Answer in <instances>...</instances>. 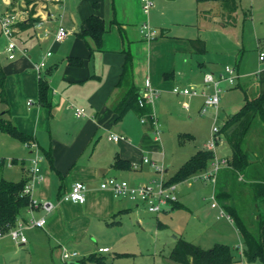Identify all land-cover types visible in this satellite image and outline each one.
<instances>
[{
    "label": "crops",
    "instance_id": "obj_1",
    "mask_svg": "<svg viewBox=\"0 0 264 264\" xmlns=\"http://www.w3.org/2000/svg\"><path fill=\"white\" fill-rule=\"evenodd\" d=\"M154 2L155 5L146 15L141 0H38L33 17L40 20L28 28L21 27L19 23L29 22L32 4L28 5L26 0L11 3L10 11L17 14L15 36L22 40L20 49L23 51H18L16 57L11 59L6 46V61L0 60V66L6 74L8 96V102L3 103L2 114L5 120H12L21 131L32 135V141L43 152L46 160L42 158L40 171L44 178L36 185L34 196L52 200L57 206L47 214L44 227L25 230L27 242L10 241L8 235L0 239V253L3 255L0 264H33L34 260L36 264H57L55 256L57 258V255H61L62 258V248L81 245V239L89 231L102 234L99 229H120L126 220L132 218L143 227L144 203L127 197H116L111 190L102 188L101 183L111 176L126 179L132 184L155 179L160 174L149 163L143 162L144 157L163 164L166 162L165 177L168 179L188 156V159L191 157V153L195 154L202 149L198 146L194 149L175 148L169 159L161 152V145L168 144L177 133L178 136L188 134L191 139L199 135L198 113L203 106L204 95L177 94L173 91L175 86L197 87L210 93L213 89L205 85V73L211 72L218 76L223 73L226 63L232 62L238 77L233 84L221 82L223 90L215 115L221 105L223 111L238 105L242 107L247 97L264 95V63L259 60V52L264 51L263 16L253 17L250 39L243 30L240 39L229 41L225 31L221 37L212 38L204 22L220 21L221 26L226 28L236 25L237 16L234 24H227L221 7L214 11L205 6L210 1ZM92 14L105 20L106 32L101 48L97 47L91 36L83 38L78 34L83 21ZM145 21L156 31L154 39L143 38L141 25ZM60 26H64L69 33L62 41H57L55 35ZM195 39L204 40L205 51L195 49ZM48 51L51 55L47 56L46 65L39 74L35 63ZM127 52L132 56L133 82L137 92L141 95L147 78L160 90L159 96L150 105L162 129L160 140L154 138L149 123L141 122V115L136 110H129L120 117L116 109L125 93V88L118 83ZM69 57L81 58L83 64L71 65L68 63ZM41 75L48 81L49 107L39 102ZM234 96L236 101L232 103ZM75 106L85 107L87 115L76 117ZM214 120H217V116ZM253 130L264 133V124L260 119ZM111 133L123 138L112 140L109 138ZM105 135L108 141L104 139ZM250 139L251 134L249 142ZM199 143L205 148L204 137H200ZM176 151L180 152L179 156H176ZM251 151H254L251 159L257 166L262 165L264 155L260 152H264V141L257 144V147H251ZM34 153L35 150L29 147V158L22 159L23 172L16 181L31 177L30 163ZM116 157L128 161L131 167H116ZM2 161L5 164L4 158H1ZM11 162L18 160L14 158ZM226 168L228 166L223 167L219 174ZM243 179L241 175L238 177V181ZM189 180L179 182L177 190ZM79 181L87 186L85 201L62 200V196ZM214 186L216 188V184ZM253 206L250 203L248 215L251 217L256 216ZM170 209H174V204L161 212ZM161 212L150 213L158 216ZM26 216L27 209H24L19 218ZM217 217L221 218L219 213ZM250 224H255L254 219L251 218ZM120 231L124 233L126 230ZM125 237L124 234L119 240L124 241ZM114 238L117 239V236ZM95 247V253L111 251L109 244H96ZM101 247H108L109 250L101 252ZM35 251H39L36 257L33 256ZM5 254L8 256L5 257ZM13 254L23 256L16 258ZM78 257L67 261L71 264Z\"/></svg>",
    "mask_w": 264,
    "mask_h": 264
},
{
    "label": "trees",
    "instance_id": "obj_2",
    "mask_svg": "<svg viewBox=\"0 0 264 264\" xmlns=\"http://www.w3.org/2000/svg\"><path fill=\"white\" fill-rule=\"evenodd\" d=\"M38 0H26L28 5L32 4L30 10V20L28 23H19L21 27L28 28L34 26L40 19L33 17L36 13V2ZM218 1L222 9V15L227 24L236 22V11L240 0H198ZM106 32L105 20L97 14L88 16L82 23L81 37L91 36L98 48L102 47L103 36ZM195 49L205 51L204 40H193ZM68 63L75 66L83 64V60L78 57H69ZM6 74L0 66V101L8 102L7 90L5 87ZM119 86L125 88V93L117 105L116 109L122 117L129 110H136L141 116L151 112L150 105L141 107L139 96L133 82V60L129 52L121 74ZM48 81L44 76L39 78V102L49 107ZM8 112V110H7ZM264 124V95L246 99L240 110L229 116L227 121L220 127L219 134H223L228 141L232 154L228 158L229 166L225 171L218 174L215 195L222 204V207L232 215L234 223L244 238L243 257L248 264H264V163L256 165L251 159L254 151H251L249 136L258 120ZM0 131L9 134L21 142L32 141V135L21 131L10 119L0 120ZM191 139L188 134L180 135V142ZM214 151L202 148L192 155L180 168L167 179L168 183H179L191 178L193 175L206 171L214 157ZM4 161L0 162V171ZM114 165L118 168H130L128 161L116 157ZM243 176L242 181H237L239 176ZM245 175H247L245 177ZM30 177H24L19 181H10L0 178V228L7 232L15 226L20 213L26 209L30 203V197L24 193V187ZM233 179H236L234 181ZM253 204L256 212L255 224L249 223V206ZM174 208L179 202L173 203ZM158 226H167L159 221ZM171 257L174 261L182 264H231L235 261L231 252V247L227 244H216L211 249H205L184 238L178 239L173 248ZM71 264H110L101 253H92Z\"/></svg>",
    "mask_w": 264,
    "mask_h": 264
},
{
    "label": "rangeland",
    "instance_id": "obj_3",
    "mask_svg": "<svg viewBox=\"0 0 264 264\" xmlns=\"http://www.w3.org/2000/svg\"><path fill=\"white\" fill-rule=\"evenodd\" d=\"M15 1L17 0H0V19L11 12V3H14ZM207 3L208 4H205V6L207 5V8L211 7L214 11L220 9L218 1H210ZM236 16V25L230 27L223 28L220 21L208 20L204 22V26L208 28V34L212 38L221 37L223 35L222 33L225 31L228 33L225 35L228 37V40L235 41L242 37V31L245 30L246 37H249L250 39V23L253 22V17L263 16L262 18H264V0H240ZM13 41L22 49V40L20 38L14 36ZM8 42L7 37L2 32V26L0 23V60L6 59L4 57V50ZM226 65L234 66L232 62H227ZM235 101L236 97L234 96L232 97V103H235ZM3 105L4 104L0 101V120L4 119L2 114ZM240 108L241 105H238L235 108L229 109L230 111L228 109L223 111L221 105L216 121L214 120L216 116V110L214 108H208L205 113L200 111L198 113L200 117L198 121L199 135H195V138L193 139L187 140L184 138L185 142L181 144L179 139L180 136H178L177 133L170 138L168 144L164 143L161 145V152H164L165 156L169 159L172 157L175 148L180 150L188 148L194 149L195 146H198L199 149L203 148L202 143H199L200 137H204L205 142H207L206 140L210 139V129L214 125L222 127L227 116L238 112ZM182 133H185V131H182ZM104 139L108 141L107 136L104 137ZM263 141L264 133L256 130L251 133V139L248 145L251 147H257V144H260L261 142L263 143ZM31 149L33 150V148ZM38 153L42 156L43 160H46L40 148H38ZM215 153L219 157L232 154V149L223 134H220ZM260 153L264 155V152ZM175 154H177L176 156H179L180 152L176 151ZM193 154L194 152L191 153L190 156ZM28 156V145L13 138L9 134L0 131V158H4L6 161L3 170L0 171V177L15 181L18 180L23 172L24 165L22 164V159H27L29 158ZM14 158L17 159L18 162H11L10 164V160ZM25 162V165H27L28 162ZM164 164L166 166V162ZM171 171H174V169L171 168ZM246 176L247 175H245V177ZM159 177L160 175H156L155 179H158ZM233 180L236 181V179ZM141 183H147V181ZM214 195L215 186L212 182L201 179H191L184 182L182 186L178 188L177 196L179 204L174 209H170L168 212H161L158 216L150 213L146 208L143 209V217L145 219L143 227H140L134 218H127L128 220L124 222V225L121 226L120 229H99L102 234L95 231H89L83 239H81L82 237L80 238L81 242L79 239L78 242H83L81 245L68 248L70 251H76L79 254L77 259H81L95 253L96 244L98 246L109 244L111 251L106 252L103 255L105 256L106 261L110 264H182L174 261L171 257V253L176 246L178 239L184 238L205 249H211L216 244H227L231 247V252L235 259L231 264H247L242 253L244 238L234 222H228L225 217H217L220 210L219 208L212 207V203L215 201L219 204L220 201L217 198L214 199ZM251 218L255 219V217L249 216V223L251 222ZM159 221L165 223L167 226L159 228ZM120 230L126 231L123 233ZM114 231H116V234L113 233ZM25 233L27 234V232ZM124 234L126 235L125 240H119V237ZM114 236H117V242H115L117 239H115ZM9 239L12 241L11 238ZM37 252L39 251H35L33 256L36 257ZM4 256L7 257L8 255L5 254ZM14 256L20 258L23 254H15ZM0 257H3L1 253ZM55 261L57 264H69V261L64 262L62 260L61 255H57V258L55 256ZM35 262L36 261L34 260L33 264H36Z\"/></svg>",
    "mask_w": 264,
    "mask_h": 264
},
{
    "label": "built area",
    "instance_id": "obj_4",
    "mask_svg": "<svg viewBox=\"0 0 264 264\" xmlns=\"http://www.w3.org/2000/svg\"><path fill=\"white\" fill-rule=\"evenodd\" d=\"M54 2H60L62 0H48ZM143 12L148 15L153 6L155 5L154 0H141ZM17 14L13 11L9 12L6 16L0 19L2 26V32L8 39V44L6 50L8 52L9 58L13 59L16 57L18 51L21 50L17 44L13 41V37L16 32ZM69 31L64 27L60 26L56 32L55 38L57 41H62ZM141 34L144 39L151 40L156 37V31L152 28L148 21H145L141 25ZM51 55L48 51L37 63H35V69L40 74L46 65L47 56ZM259 60L264 63V51L259 52ZM238 77L236 68L232 65H226L224 67L223 73L216 76L211 72H206L204 75V82L207 87H212L213 91L208 93L206 91H201L197 87L190 86H175L173 91L177 94L184 95H204V103L201 108V112H207L208 108L218 109L221 100L222 87L221 82L227 81L230 84L235 83ZM160 90L154 87L149 78L145 81V88L141 95L139 96V105L144 107L146 105H152L155 99L159 96ZM74 114L76 117H83L87 115L86 108L83 106H75ZM217 116V115H216ZM142 123H149L154 132V138L156 140L161 139V128L157 121L156 114L151 111L149 117L147 115L141 116ZM220 127L214 125L211 132L210 139L205 143V148L214 151V157L210 162V166L206 171L199 174L193 175L190 179H201L204 181H210L214 185L217 182L219 171L225 167L229 166V159L227 157H219L216 155L215 150L219 140ZM109 138L118 141L122 139L115 133H111ZM27 145L36 150V153L31 158L30 174L31 177L24 187V193L28 194L30 197V203L27 209V216L25 218H18L15 226L11 227L7 232L0 228V239L8 235L16 243L27 242V236L25 235V230L31 227H44L47 221V214L51 213L57 204L48 199H39L34 196V190L38 183L43 180V174L40 169V162L42 156L38 153V145L34 141L27 142ZM1 161V158H0ZM143 162L149 163L154 169L160 174L158 179H153L147 183L132 184L126 179H120L114 176L105 178L101 187L104 189H109L113 192L116 197H127L135 201H140L144 203L146 208L152 213H159L163 211L167 206L173 204L178 200L177 196V186L178 183H168L165 177V166L163 163L152 160L149 157H144ZM87 186L83 182H76L72 185L70 191L66 192L62 196V200H68L73 202H84L86 199ZM216 198L215 195L213 197ZM213 207H218L219 217H226L231 222L234 221L231 214L226 212V210L218 204V202L212 203ZM108 247H101L99 251H108ZM79 254L76 251H70L67 247L62 248V259L67 261L78 257Z\"/></svg>",
    "mask_w": 264,
    "mask_h": 264
}]
</instances>
